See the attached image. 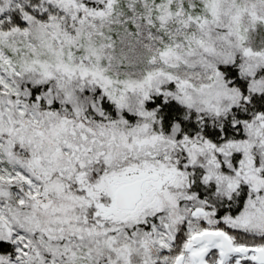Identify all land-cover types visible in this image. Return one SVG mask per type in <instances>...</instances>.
Returning a JSON list of instances; mask_svg holds the SVG:
<instances>
[{
    "label": "snow or ice",
    "instance_id": "obj_1",
    "mask_svg": "<svg viewBox=\"0 0 264 264\" xmlns=\"http://www.w3.org/2000/svg\"><path fill=\"white\" fill-rule=\"evenodd\" d=\"M0 264H264V0H0Z\"/></svg>",
    "mask_w": 264,
    "mask_h": 264
}]
</instances>
